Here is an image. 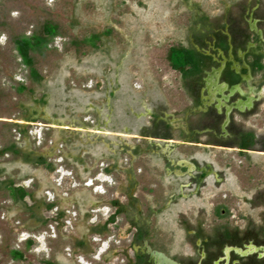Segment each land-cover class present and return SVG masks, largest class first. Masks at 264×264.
Listing matches in <instances>:
<instances>
[{"label":"flooded vegetation","instance_id":"1","mask_svg":"<svg viewBox=\"0 0 264 264\" xmlns=\"http://www.w3.org/2000/svg\"><path fill=\"white\" fill-rule=\"evenodd\" d=\"M218 1L215 16L196 4L186 41L169 46L188 49L182 69L170 65L184 96L173 111L149 90L119 114L117 84L73 122L41 104L15 121L62 146L0 148L46 174L0 179L26 191L9 194L27 214L11 261L264 264V0Z\"/></svg>","mask_w":264,"mask_h":264},{"label":"rangeland","instance_id":"2","mask_svg":"<svg viewBox=\"0 0 264 264\" xmlns=\"http://www.w3.org/2000/svg\"><path fill=\"white\" fill-rule=\"evenodd\" d=\"M196 4L214 16L219 12L218 0H0V148L16 143L24 150H50L51 141L58 145L61 134L42 125L22 132L15 121L36 114L41 104L58 120L73 122L88 103L103 104V97L117 84L119 114L128 106L138 107L149 90L154 98H165L172 111L178 108L184 96L167 52L170 45L186 41ZM45 22L55 24L57 34L41 50L31 52L42 76L36 82L13 39L40 34ZM94 34L99 37L91 41ZM27 170L39 179L46 176L40 167L28 166L19 153L0 155L1 180L28 185ZM34 189L39 193V186ZM9 194L0 187V264H26L11 261L12 249L24 251L22 225L27 214ZM27 254L39 256L34 251Z\"/></svg>","mask_w":264,"mask_h":264},{"label":"trees","instance_id":"3","mask_svg":"<svg viewBox=\"0 0 264 264\" xmlns=\"http://www.w3.org/2000/svg\"><path fill=\"white\" fill-rule=\"evenodd\" d=\"M57 34V26L51 22H45L42 27V32L40 34L31 35H21L13 39L15 49L21 58L22 63L30 69L31 78L40 82L42 76L36 71L34 67L33 57L31 56L32 51H39L47 45L50 38ZM99 34H94L91 37V41L97 39ZM187 48L183 46H171L168 48L167 58L170 65L176 69H182L185 66V58ZM44 98H41L43 102ZM7 149V148H6ZM5 149L0 150V154L3 153ZM10 193L13 197L21 199L26 194V191L22 187H12L8 185ZM13 252L19 257H23V253L19 250H13Z\"/></svg>","mask_w":264,"mask_h":264},{"label":"water","instance_id":"4","mask_svg":"<svg viewBox=\"0 0 264 264\" xmlns=\"http://www.w3.org/2000/svg\"><path fill=\"white\" fill-rule=\"evenodd\" d=\"M74 127V126H73Z\"/></svg>","mask_w":264,"mask_h":264}]
</instances>
